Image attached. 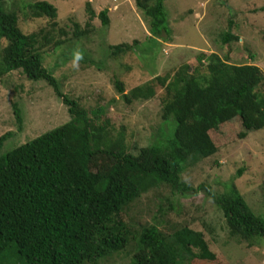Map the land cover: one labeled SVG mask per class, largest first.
I'll list each match as a JSON object with an SVG mask.
<instances>
[{"label":"trees","instance_id":"16d2710c","mask_svg":"<svg viewBox=\"0 0 264 264\" xmlns=\"http://www.w3.org/2000/svg\"><path fill=\"white\" fill-rule=\"evenodd\" d=\"M134 3L148 24L149 39L155 44L167 39L171 29L164 0ZM6 6L0 0V76L20 70L28 80L45 81L62 98L70 118L0 154V264H98L123 251L131 239L135 245L130 264H210L215 254L202 232L181 226L164 233L149 224L135 233L120 218L141 194L160 187L182 196L203 191L222 211L230 235L249 242L264 238V218L234 184L215 193L208 184L194 187L181 178L187 161L217 152L211 130L234 120L244 132L264 127V72L258 65L231 62L229 49L223 57L200 52L193 67L183 63L124 94L127 103L143 101L162 87L163 123L170 120L168 131L162 127L157 140L134 154L124 131L116 132L109 118H101L103 108L85 107L64 93L43 65L41 49L64 42L57 35L65 34L56 27L57 7L47 0L27 2V16L46 18L51 28L45 34H25L16 10ZM86 10L95 16L89 3ZM96 16L103 26L109 24L107 8ZM220 35L224 46L239 40L230 29ZM131 48L126 42L108 46L110 57ZM70 53L74 57L75 52ZM114 85L118 92L124 90L117 77ZM14 114L20 127L16 105ZM12 134L0 135V150ZM96 155L107 157L102 171L93 161ZM241 173L239 169L237 175Z\"/></svg>","mask_w":264,"mask_h":264},{"label":"rangeland","instance_id":"374dc122","mask_svg":"<svg viewBox=\"0 0 264 264\" xmlns=\"http://www.w3.org/2000/svg\"><path fill=\"white\" fill-rule=\"evenodd\" d=\"M33 1L37 0H4L16 10L23 33L43 30L41 34H45L51 28L48 19L31 18L23 8ZM47 1L57 7L56 27L65 34H57L64 41L59 47L52 42L41 49L43 65L58 79L64 93L85 107L103 108L101 118H109L116 132L124 131L134 154L157 140L162 127L166 131V125L170 127V120L163 123L162 118L163 88L156 87L148 100L127 103L123 95H129L135 87L183 63L193 67L200 52H216L223 57L229 49L231 62L253 63L264 72V10H260L264 0H164L171 33L167 39H158L157 44L149 39L148 24L134 0ZM87 3L95 16H89ZM104 8L108 9L107 26L96 16ZM227 29L237 34L239 40L224 46L220 34ZM3 42L0 39V48ZM125 42L132 44L131 50L110 57L108 46ZM80 49L82 60L85 56L87 60H80L78 68H74L70 52ZM249 53H254L252 59ZM90 59L101 63V67H95ZM115 77L124 85L122 92L114 85ZM15 105L22 116L20 127L14 114ZM69 118L68 107L45 81L28 80L20 70L0 76V135L13 133L0 154ZM172 124L173 129V120ZM210 136L216 142L217 152L187 161L182 180L194 187L208 184L215 193L225 191L229 183L234 184L250 208L264 218V127L244 132L234 120L211 130ZM106 160L104 155L93 159L101 171ZM239 169L242 173L237 175ZM120 218L135 233L149 224L164 233L181 226L202 232L215 254L210 264H264V238L249 242L230 235L222 211L203 191L182 196L163 187L152 189L125 208ZM134 243L131 239L123 251L98 264H130Z\"/></svg>","mask_w":264,"mask_h":264},{"label":"clouds","instance_id":"9594fccd","mask_svg":"<svg viewBox=\"0 0 264 264\" xmlns=\"http://www.w3.org/2000/svg\"><path fill=\"white\" fill-rule=\"evenodd\" d=\"M83 59V54L79 51L74 53L73 67L78 68L79 61Z\"/></svg>","mask_w":264,"mask_h":264}]
</instances>
